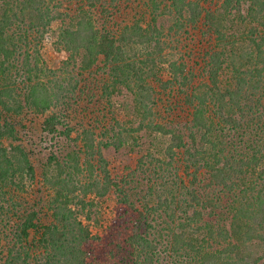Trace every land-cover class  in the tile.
I'll return each instance as SVG.
<instances>
[{
    "label": "trees",
    "instance_id": "trees-1",
    "mask_svg": "<svg viewBox=\"0 0 264 264\" xmlns=\"http://www.w3.org/2000/svg\"><path fill=\"white\" fill-rule=\"evenodd\" d=\"M144 131L120 185L103 149ZM0 264H264V0H0Z\"/></svg>",
    "mask_w": 264,
    "mask_h": 264
},
{
    "label": "rangeland",
    "instance_id": "rangeland-1",
    "mask_svg": "<svg viewBox=\"0 0 264 264\" xmlns=\"http://www.w3.org/2000/svg\"><path fill=\"white\" fill-rule=\"evenodd\" d=\"M54 33L46 39L43 42V51L45 58L50 62V64H56L63 62L66 60L68 54L65 51L58 50L57 47L54 45V40L56 38L58 29H54ZM53 66V65H52ZM105 104L100 105V108L103 109V106ZM109 116V118H112L113 111H110V113L105 109ZM103 111V110H102ZM117 111V110H114ZM117 115H123L125 113H120L117 111ZM125 119V118H124ZM123 119V120H124ZM43 119L37 115H29V116H23L22 118H19L17 122H20L23 124L22 127H20L21 130V138L25 143L26 152L31 155L33 158V162L35 164L36 170H37V177L35 184L31 187L32 190L29 192L28 197L26 200L29 202V204L33 206H37L35 208H39V206L42 203H38L42 200H45V196L49 194V188L47 185L43 183V171H44V165L47 161V155H48V148L51 144H46L45 142V135L41 130V121ZM122 121V120H121ZM122 123H128V120L122 121ZM129 125V123H128ZM127 125V126H128ZM136 127V126H135ZM140 137L138 140V144L133 145L130 143L125 148H122L120 150H115L113 147L106 149H103V155L108 163V167L110 169L111 175L114 179V181L120 185H124L125 180H135L134 178L136 176H132L131 173L136 168L138 161L141 159L142 156H145L148 154L149 151L157 154L158 152V146H163L165 144V138L158 137L157 135L152 134L149 131H144L141 133L136 134ZM101 140V139H100ZM103 141L110 142V140L102 139ZM147 161H149L148 158H145ZM136 175V174H135ZM40 204V205H39ZM100 206L97 208L98 212L101 209L106 210L108 213H110V217H113L115 214L116 208L120 209V206L116 207L114 199L112 201L110 199L106 200V202H102L99 204ZM42 207V206H41ZM102 210V211H103ZM120 211V210H119ZM124 213V211H123ZM117 214L119 212L117 211Z\"/></svg>",
    "mask_w": 264,
    "mask_h": 264
}]
</instances>
